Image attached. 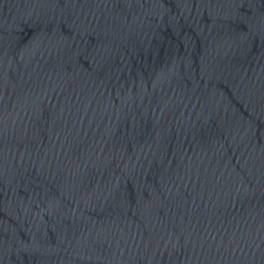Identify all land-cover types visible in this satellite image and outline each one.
I'll use <instances>...</instances> for the list:
<instances>
[{"label": "water", "instance_id": "1", "mask_svg": "<svg viewBox=\"0 0 264 264\" xmlns=\"http://www.w3.org/2000/svg\"><path fill=\"white\" fill-rule=\"evenodd\" d=\"M0 264H264V0H0Z\"/></svg>", "mask_w": 264, "mask_h": 264}]
</instances>
